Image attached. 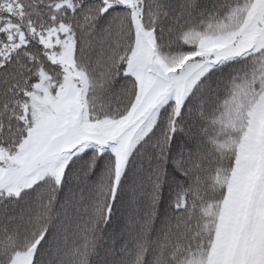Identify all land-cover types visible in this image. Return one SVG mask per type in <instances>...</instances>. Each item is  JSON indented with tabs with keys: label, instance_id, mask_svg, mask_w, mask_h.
<instances>
[{
	"label": "snow or ice",
	"instance_id": "1",
	"mask_svg": "<svg viewBox=\"0 0 264 264\" xmlns=\"http://www.w3.org/2000/svg\"><path fill=\"white\" fill-rule=\"evenodd\" d=\"M0 264H264V0H0Z\"/></svg>",
	"mask_w": 264,
	"mask_h": 264
}]
</instances>
